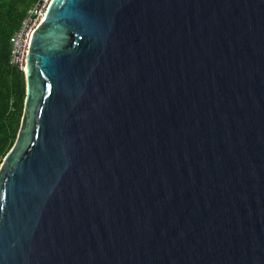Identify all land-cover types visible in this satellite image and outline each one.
Here are the masks:
<instances>
[{"label": "water", "instance_id": "obj_1", "mask_svg": "<svg viewBox=\"0 0 264 264\" xmlns=\"http://www.w3.org/2000/svg\"><path fill=\"white\" fill-rule=\"evenodd\" d=\"M0 162V264H264V0H50Z\"/></svg>", "mask_w": 264, "mask_h": 264}, {"label": "trees", "instance_id": "obj_2", "mask_svg": "<svg viewBox=\"0 0 264 264\" xmlns=\"http://www.w3.org/2000/svg\"><path fill=\"white\" fill-rule=\"evenodd\" d=\"M42 0H0V162L13 145L25 98L24 74L10 65V38Z\"/></svg>", "mask_w": 264, "mask_h": 264}, {"label": "built area", "instance_id": "obj_3", "mask_svg": "<svg viewBox=\"0 0 264 264\" xmlns=\"http://www.w3.org/2000/svg\"><path fill=\"white\" fill-rule=\"evenodd\" d=\"M50 0H42L31 7L22 20L18 30L11 36L10 65L18 68L23 74L26 70L27 55L30 48V38L38 27L47 10Z\"/></svg>", "mask_w": 264, "mask_h": 264}]
</instances>
